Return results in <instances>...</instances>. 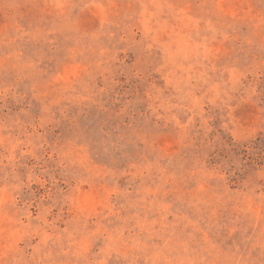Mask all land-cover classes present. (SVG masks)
Listing matches in <instances>:
<instances>
[{
	"label": "rangeland",
	"instance_id": "1",
	"mask_svg": "<svg viewBox=\"0 0 264 264\" xmlns=\"http://www.w3.org/2000/svg\"><path fill=\"white\" fill-rule=\"evenodd\" d=\"M0 264H264V0H0Z\"/></svg>",
	"mask_w": 264,
	"mask_h": 264
}]
</instances>
